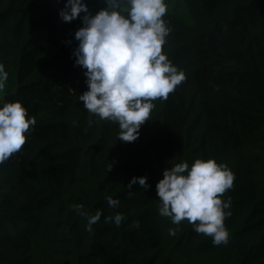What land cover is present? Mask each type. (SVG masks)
I'll use <instances>...</instances> for the list:
<instances>
[{"label": "trees", "instance_id": "obj_1", "mask_svg": "<svg viewBox=\"0 0 264 264\" xmlns=\"http://www.w3.org/2000/svg\"><path fill=\"white\" fill-rule=\"evenodd\" d=\"M65 2L0 0L8 73L0 95L37 121L0 165V264H264V0H165L171 31L163 52L186 79L153 101L131 143L117 139L118 123L91 116L77 100L88 90L73 56L83 25L61 20ZM84 2L92 15L106 7ZM196 159L235 174L221 197H231L227 244L159 215L163 171ZM133 177H147L149 188L136 184L129 194ZM78 204L89 215L102 211L92 232L88 217L73 211ZM116 213L125 217L119 227L106 222Z\"/></svg>", "mask_w": 264, "mask_h": 264}, {"label": "clouds", "instance_id": "obj_2", "mask_svg": "<svg viewBox=\"0 0 264 264\" xmlns=\"http://www.w3.org/2000/svg\"><path fill=\"white\" fill-rule=\"evenodd\" d=\"M104 2L106 7L92 15L84 0H66L58 15L63 22L79 17L83 25L74 33L78 45L73 56L74 65L85 69L88 90L77 100L83 101L91 116L118 123L117 139L131 143L137 141L141 126L150 121L153 101L167 100L186 76L163 52L171 31L164 19L168 11L165 0ZM7 80L8 73L0 63V94ZM92 123L88 121L89 126ZM36 124L20 101L7 102L0 95V165L22 149ZM146 180L133 177L127 185L129 194L136 184L147 190ZM234 180L235 174L227 165L214 159H196L191 167L183 161L165 169L156 184L159 215L168 217L174 225L187 220L193 231L212 237L214 245L227 244L229 232L224 221L232 215L231 197H221L233 187ZM107 203L117 207L120 201L109 196ZM83 208L82 204L74 205L73 211L88 217L86 230L92 232L102 211L89 215ZM124 219L116 213L106 222L119 227ZM132 226L140 225L137 221ZM175 234L176 229H169V235Z\"/></svg>", "mask_w": 264, "mask_h": 264}]
</instances>
